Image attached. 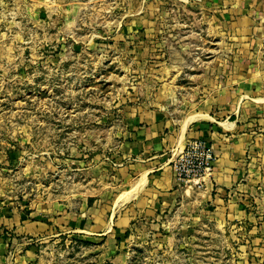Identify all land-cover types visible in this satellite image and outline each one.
<instances>
[{
	"label": "rangeland",
	"instance_id": "1",
	"mask_svg": "<svg viewBox=\"0 0 264 264\" xmlns=\"http://www.w3.org/2000/svg\"><path fill=\"white\" fill-rule=\"evenodd\" d=\"M193 2L0 0V264H264V64ZM212 87L244 190L130 201L133 129L180 128Z\"/></svg>",
	"mask_w": 264,
	"mask_h": 264
},
{
	"label": "crops",
	"instance_id": "2",
	"mask_svg": "<svg viewBox=\"0 0 264 264\" xmlns=\"http://www.w3.org/2000/svg\"><path fill=\"white\" fill-rule=\"evenodd\" d=\"M193 1L199 4L200 8L208 7V10L213 12L215 25L218 28L221 26L226 31L230 42L234 41L232 46L242 48V56H236L235 60L240 59L246 64H264V0ZM224 73L231 80L241 78L242 75L249 78L253 76L250 70L247 75L239 73L241 76L237 77L232 76L231 71L226 70ZM206 75L205 78L212 79L213 70L206 72ZM244 85L245 83L242 86ZM208 90L209 99L201 103L204 112L194 114L201 117L187 123L184 121L180 128L149 120L145 121V125L133 129L131 135L136 152H133L135 158L132 159V163L135 165L133 169L136 168L133 173L136 179L131 185L130 191L133 194L130 201L146 200L147 196L154 193L165 195L167 198L175 195L177 191H173L176 182L172 172V160L182 151L188 140L197 138L206 140L216 156L209 182L210 188L206 187L201 196L209 201L214 200L216 205L224 206L222 202L226 196L230 197L234 191L244 190L245 186L241 179L244 175L242 157L246 154L248 138L247 134L239 130L238 120L228 121L229 116L239 113L240 106L233 102L231 112L228 113L229 116L225 115L224 120L222 110L213 114V87ZM245 97L240 98L238 102H243ZM228 98L231 97L227 93L226 100ZM143 195L145 197L142 198Z\"/></svg>",
	"mask_w": 264,
	"mask_h": 264
},
{
	"label": "built area",
	"instance_id": "3",
	"mask_svg": "<svg viewBox=\"0 0 264 264\" xmlns=\"http://www.w3.org/2000/svg\"><path fill=\"white\" fill-rule=\"evenodd\" d=\"M216 160L211 145L202 138L188 140L172 161L174 180L185 191L205 190Z\"/></svg>",
	"mask_w": 264,
	"mask_h": 264
},
{
	"label": "bare ground",
	"instance_id": "4",
	"mask_svg": "<svg viewBox=\"0 0 264 264\" xmlns=\"http://www.w3.org/2000/svg\"><path fill=\"white\" fill-rule=\"evenodd\" d=\"M205 116V115H204ZM199 117H201V115H194V116H190V117H188L185 121H186V123L187 122H190V121H192V120H195V119H197V118H199ZM223 123V122H222ZM225 126H228L227 124H225Z\"/></svg>",
	"mask_w": 264,
	"mask_h": 264
}]
</instances>
